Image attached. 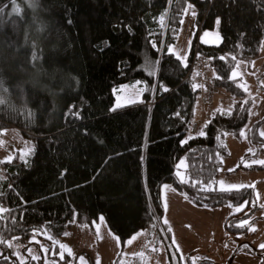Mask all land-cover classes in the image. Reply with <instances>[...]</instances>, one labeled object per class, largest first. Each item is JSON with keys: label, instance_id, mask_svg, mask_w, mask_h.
<instances>
[{"label": "trees", "instance_id": "obj_1", "mask_svg": "<svg viewBox=\"0 0 264 264\" xmlns=\"http://www.w3.org/2000/svg\"><path fill=\"white\" fill-rule=\"evenodd\" d=\"M188 3L197 32L184 63L170 46ZM218 17L220 44L200 42ZM263 40L264 0H0V133L16 128L34 147L28 161L17 154L1 163L0 240L26 242L42 229L61 235L103 215L124 242L161 222L164 183L208 207L254 200L251 187L203 186L222 165L224 133L246 124L247 105L216 113L200 136L193 118L201 103L186 75L197 52L209 59L217 94L239 97L231 70L255 58ZM144 78L141 102L113 107L115 88ZM184 156L187 183L176 173ZM235 215L225 228L247 230ZM129 262L143 264L137 255Z\"/></svg>", "mask_w": 264, "mask_h": 264}, {"label": "rangeland", "instance_id": "obj_2", "mask_svg": "<svg viewBox=\"0 0 264 264\" xmlns=\"http://www.w3.org/2000/svg\"><path fill=\"white\" fill-rule=\"evenodd\" d=\"M196 13L195 6L188 3L176 42L170 46V51L184 63L189 58L197 32ZM198 35L204 44L219 45L222 40L220 18L216 19L214 28L203 30ZM230 79L243 94L238 97L219 89L214 105L196 104L193 123L200 124L201 132L212 116L230 112L238 103L247 105L248 119L238 135L224 133V151L220 153L222 165L218 175L203 186L207 190L251 187L255 192L254 200L240 205L208 207L199 205L173 185L164 183L161 188L164 208L161 222L140 228L124 242L100 215L92 224L73 222L61 235L42 229L35 231L26 242L7 239L5 242L12 248L6 244L5 247L0 246V256L2 259L7 257L4 260L6 264H115L117 260L130 264L136 255L143 264H187V259L194 264L205 259L215 264H264L262 252L258 254L255 251L257 247L264 248L261 247L264 245V164L260 163L264 161V40L255 58L236 61ZM146 81L144 78L120 84L115 88L113 107L141 102ZM254 130L257 131L256 136H251ZM33 149L32 141L22 132L13 127L5 128L0 133V167L2 161L17 154L21 160L28 161ZM178 172L183 179L189 180L185 156L178 162ZM232 215L237 219L235 224L243 223L247 230H227L225 224ZM33 256L36 259H32Z\"/></svg>", "mask_w": 264, "mask_h": 264}, {"label": "built area", "instance_id": "obj_3", "mask_svg": "<svg viewBox=\"0 0 264 264\" xmlns=\"http://www.w3.org/2000/svg\"><path fill=\"white\" fill-rule=\"evenodd\" d=\"M211 72L212 67L209 64L208 57L201 56L196 52L189 66L186 79L193 81L198 90L197 100L204 106H212L216 102L217 90L208 82ZM196 128L197 126L195 125L193 131Z\"/></svg>", "mask_w": 264, "mask_h": 264}, {"label": "snow or ice", "instance_id": "obj_4", "mask_svg": "<svg viewBox=\"0 0 264 264\" xmlns=\"http://www.w3.org/2000/svg\"><path fill=\"white\" fill-rule=\"evenodd\" d=\"M14 2H15V0H14ZM189 7H191V5H189ZM17 10H18V9H17ZM193 14H195V13H193ZM233 75H235V73H233ZM167 90H168L167 88H164V91H167ZM0 102H2V101H0ZM227 114L230 115L231 113L229 112V113H227ZM200 136H205V133H204L203 131H201V132H200ZM24 155H28V153H25ZM12 159H13L12 157H8L5 161H2V162H3V163H9V162H11ZM260 163L264 164V161H260ZM181 164H183V162H181ZM177 175L181 177V179H180V182H181V183H187V182H188V181H186L185 179H183L182 175H181L179 172L177 173ZM221 183H223V182H221ZM192 186H195V182H193V185H192ZM204 190H206V189H204ZM238 210H239V209H238ZM0 211H3V209H0ZM165 223H167V221H165ZM239 226H240V227H243L244 224L241 223ZM253 230H254V229H253ZM49 238H50V237H49ZM0 244H6V247H8V248H12V245H11L10 243H6L4 240H0ZM62 247H63V246H62ZM261 247H264V245H261ZM44 251H47V249H44ZM29 252H31L30 249H29ZM69 254H71L70 250H69ZM0 255H2V254H0ZM13 255H16V254L13 253ZM5 258H7V257H5ZM61 258H63V253H61ZM32 259H36V257L33 256Z\"/></svg>", "mask_w": 264, "mask_h": 264}, {"label": "water", "instance_id": "obj_5", "mask_svg": "<svg viewBox=\"0 0 264 264\" xmlns=\"http://www.w3.org/2000/svg\"><path fill=\"white\" fill-rule=\"evenodd\" d=\"M257 253H258V251L257 250H255ZM259 254V253H258ZM260 255H264V251L260 254Z\"/></svg>", "mask_w": 264, "mask_h": 264}, {"label": "crops", "instance_id": "obj_6", "mask_svg": "<svg viewBox=\"0 0 264 264\" xmlns=\"http://www.w3.org/2000/svg\"><path fill=\"white\" fill-rule=\"evenodd\" d=\"M257 249H258V247H257ZM260 249V248H259Z\"/></svg>", "mask_w": 264, "mask_h": 264}]
</instances>
